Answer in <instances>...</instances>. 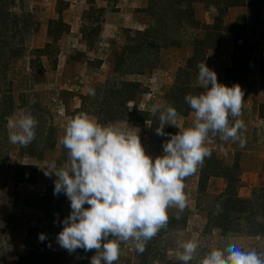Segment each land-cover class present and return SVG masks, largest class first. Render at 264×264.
Segmentation results:
<instances>
[{
	"label": "rangeland",
	"instance_id": "obj_1",
	"mask_svg": "<svg viewBox=\"0 0 264 264\" xmlns=\"http://www.w3.org/2000/svg\"><path fill=\"white\" fill-rule=\"evenodd\" d=\"M62 1L57 4V0H0V264H30L39 252H43L46 259L39 261L41 264H91L95 249L85 251L78 248L69 252L57 241L64 227L63 221L71 213V202L63 192L54 193L56 177L45 176L44 166L49 162H55L58 167L67 163L68 154H62L60 142L67 124L72 120L71 115L80 107V95L89 96L88 100L95 99V104L99 105L104 85L114 84L121 79L135 81L141 90L127 103L128 108L136 105L138 109L152 112L159 105L163 110L170 103L169 99H164L165 93L175 82L178 68L191 55L192 39L203 36V27L210 25L215 15L214 6L210 3L187 0L188 4L180 0L179 5L173 7L189 6L197 26L179 25L172 17L169 8L172 5L167 4V0H159L152 11L157 15L159 10L165 12L166 25L163 28L158 23L159 19L151 18L146 11L147 0H95L93 8L102 7L103 11L99 12L97 18L98 37L88 45L79 33L80 26L89 25L83 15L89 8L86 0ZM56 7L61 9L60 14L56 12ZM26 14L31 22L28 26L22 24ZM258 15V19H264V7L259 9ZM95 16L97 13L92 12V18ZM238 17L244 23L248 42L253 47L248 64L253 56L258 59L259 51L263 50L252 42L264 43V25L256 22L250 9L244 7L227 8L221 16L222 25L236 21ZM50 19L61 20L68 30L53 39L47 34ZM145 30L148 31L147 40L135 52V41L131 38L135 32ZM164 36L166 40L162 41L160 38ZM168 38H172V44L167 42ZM232 38V33L222 32L218 49L207 50L199 62L215 71L224 85L223 70L231 65ZM45 44H48L45 52L40 53L39 49L44 48ZM116 61L120 63L117 69ZM127 67L139 68L140 71L128 72ZM251 72L250 67L241 87L246 91L244 102L249 99L250 108L252 103L255 105L257 102V109H252L253 114H250L251 109L244 105L240 119L244 121L245 128L240 135L245 140H257L264 147V118L258 116V105L264 103V83ZM198 73L196 66L195 74L190 75V86L201 85ZM90 90L95 92L94 96L89 95ZM31 99H34L35 105L30 103ZM26 112H30L38 121L35 157L20 155V145L9 141V118H19ZM156 113L161 115V111ZM103 125H112L121 130L128 128L125 130L134 131L146 144L150 140L149 136L143 135L146 133L143 128H133L117 121ZM148 130L151 132L149 124ZM48 133L53 146L49 147L51 140L46 139L47 145L42 147L41 143ZM256 147L259 148L258 145ZM243 153L235 151L233 157L243 156ZM243 157L250 163V156L246 157L244 153ZM17 165H30L31 169L24 170L21 175L16 170ZM184 184L187 207L182 213L176 207L168 209V215L176 220L162 231L157 241L156 250L158 254L163 253L164 258L156 256L153 259L150 256L142 263L134 254L135 241L130 239L121 244L120 258L114 264H163L165 259L183 264L177 259V252L182 251L178 245L188 240H196L199 244L189 264H200L212 249L224 248L229 242L237 243L244 250L264 252V236L250 234L256 222L264 223L261 201L259 205L256 203L252 206L254 209L249 219L253 220V225H248L244 215H241L238 220L234 219L232 229L222 233L214 225L213 219L220 218L223 213L219 202L225 197L215 199L214 193L205 190L206 183L200 188L198 170L185 178ZM259 187H264V180L260 185L252 186L250 197ZM222 194L225 196V193ZM38 195L45 196V200H41L42 209L28 204L37 201ZM84 207L89 205L85 204ZM177 216L180 218L177 219ZM40 234H44L45 239H39Z\"/></svg>",
	"mask_w": 264,
	"mask_h": 264
},
{
	"label": "clouds",
	"instance_id": "obj_2",
	"mask_svg": "<svg viewBox=\"0 0 264 264\" xmlns=\"http://www.w3.org/2000/svg\"><path fill=\"white\" fill-rule=\"evenodd\" d=\"M197 67L198 81L206 91L185 96L195 113L192 125L172 135L163 145V155L155 160L145 152L137 133L102 125L86 112L67 124L61 140L67 163L44 166L45 176L56 177L54 193L63 192L71 202V213L57 236L62 248L69 252L95 249L91 264H114L120 258L121 244L130 239L143 253L147 242L167 226L168 209L176 207L182 213L187 207L184 180L211 156L206 146L209 134L219 133L222 140L245 146L240 135L245 128L240 119L244 107L240 86L219 83L215 71L205 63ZM89 95L95 92L90 90ZM157 111H161L157 135L165 134L166 124L179 128L175 107L161 110L158 105L152 109L153 115ZM37 125L30 112L9 118V141L27 147L35 139ZM39 239H45L44 234ZM178 247L182 251L177 252V259L189 264L199 244L188 240ZM200 264H264V252L244 250L229 242L224 248L212 249Z\"/></svg>",
	"mask_w": 264,
	"mask_h": 264
},
{
	"label": "trees",
	"instance_id": "obj_3",
	"mask_svg": "<svg viewBox=\"0 0 264 264\" xmlns=\"http://www.w3.org/2000/svg\"><path fill=\"white\" fill-rule=\"evenodd\" d=\"M95 0H86L88 5V10L83 12V15L89 21L88 26H80V35L83 39L86 40L87 44L90 45L93 39H97L99 34V23H98V14L103 11V8H93V2ZM106 1V0H103ZM162 2V0H160ZM164 1V0H163ZM166 1V0H165ZM167 4H171L169 8L171 9L172 17L176 18V24H184L186 26H190L192 28L197 26V21L194 19L193 14L189 6L183 7H173V5H179L180 0H167ZM188 4L189 2L185 0ZM199 1V0H196ZM204 3H210L214 6L215 15L213 16V21L210 25L204 26L205 33L200 38H193L191 41L192 51L191 55L185 60L184 65L181 68H178V73L175 75V82L173 85L167 90L165 93L164 99H169L170 103L166 104L164 108L168 106L175 107L178 115L185 116L189 112L193 111L190 105L185 101L186 95H199L203 92V87L201 85H193L190 86V75H194L196 72V66H198L199 62L203 60L204 54L207 50H216L220 44V38L222 32L232 33V45H231V53L230 60L231 65L225 67L223 70V81L225 85L231 87L233 85L238 84L243 93V99L246 97V91L241 87V83L244 82L245 77L248 75L249 66L247 64L248 58L250 56V52L253 47L248 42V34L245 29V25L243 22H240L239 17L236 21L227 22L222 25V14L229 7H244L250 9V14L254 17L255 21L264 25V19H258V11L261 7H264V0H202ZM62 3V0H57V4ZM159 0H147L146 2V11L151 16V18L159 19L157 22L164 28L166 25V16L165 12L158 11V15L152 11V7L157 5ZM187 4V5H188ZM24 9V8H23ZM95 9V10H94ZM56 12L60 14L61 9L56 7ZM92 12H96L97 16L92 18ZM26 14L25 19L22 24L30 25L29 17ZM161 18V19H160ZM95 23V24H94ZM48 30L47 34L53 39L57 38V36L61 33H64L68 30V26L64 24L59 19H50L48 21ZM148 31H139L135 32L134 36L131 40L135 41L136 50L138 52L141 48V45L144 44L145 40H147ZM173 38V37H172ZM172 38H168V43L172 44ZM162 41L166 40V36L164 38H160ZM48 44H45L44 48L39 49V52H45V47ZM47 48V47H46ZM45 49V50H44ZM51 54V53H50ZM117 65H120L119 61L115 63V69H117ZM128 68V67H127ZM126 68V69H127ZM134 69V70H133ZM258 75L260 78L264 79V50L259 51L258 53V63H257ZM128 72H136L140 71L139 68H128ZM124 72V71H123ZM183 78H180V77ZM141 90L139 83L135 81H126V80H118L114 84L107 83L104 85L103 91H101L100 95V104L96 105V100L93 98H89V96L80 95V107L77 108L76 113L71 115L73 119L75 116L81 114L82 112H86L88 114H92L102 125L108 122H124L128 126L133 128H139L142 130L144 124L148 122L149 129L151 132L156 133V129L159 125V117L157 113L153 115L152 112L148 110L138 109L136 105H132L131 108H128L127 103L131 102L135 95L139 93ZM87 99V103L85 100ZM33 100V99H31ZM34 104V103H33ZM35 105V104H34ZM81 108V109H80ZM80 109V110H79ZM244 109V107H243ZM258 116L264 118V103L261 102L258 105ZM229 123H233V118L229 117ZM178 131V128L171 124H166L164 126V133L167 135H175ZM219 134V133H217ZM49 133L45 137V141L43 140V146L47 145V140L50 139ZM212 134H209V137ZM63 138V137H62ZM49 147L53 146V140L48 142ZM35 147L37 144L35 139L27 146L21 147L19 146V154L27 157H35ZM60 148L62 154H66L67 150L63 147L60 142ZM240 168V158L239 156L234 155L230 164H225L222 159L217 158L214 153L211 151V156L206 157L204 159L203 165L197 168L198 170V184L199 187L202 188L206 183L207 178L210 175H214L217 177H222L226 181L225 198L220 201L223 208V213L220 214V218H214L213 223L215 226L219 227L222 233H226L229 229H232L235 224L234 219L238 220L241 215H244V218L248 225H253L252 221L249 219V216L252 214V206L256 203L259 205V201H261V205L264 206V187H259L256 191L252 192L250 198H238L232 188L235 186L237 177L236 172ZM30 165H17L16 170H18L21 175H23L24 170H30ZM21 177V176H20ZM17 177L16 179H20ZM27 177V175H26ZM28 180L31 178L28 177ZM27 180V181H28ZM37 201L28 203L32 207L37 209H42V202L45 200V196L38 195L36 197ZM43 200V201H41ZM40 201V203H38ZM175 218L169 216V221L166 227L172 225L175 222ZM162 228L155 237L149 240L145 246V250L143 253H139L134 246V254L140 259L142 263L147 261L148 257H152L156 259V256H161L164 258V254H158L156 247L159 236L162 231L166 230ZM255 229L251 230V235L256 236H264V223L256 222L254 224ZM46 260L44 258V253L39 252L33 258L30 264H41L39 261ZM157 262H155L156 264ZM171 260L165 259L163 264H171ZM176 264V263H172Z\"/></svg>",
	"mask_w": 264,
	"mask_h": 264
},
{
	"label": "crops",
	"instance_id": "obj_4",
	"mask_svg": "<svg viewBox=\"0 0 264 264\" xmlns=\"http://www.w3.org/2000/svg\"><path fill=\"white\" fill-rule=\"evenodd\" d=\"M231 8H243V7H229L228 10H230ZM253 36H250V39H253ZM252 43H254V45L257 44L258 49L262 47L264 50V43H258V41L256 42L254 40ZM257 63H258L257 57L255 58V56H253L251 60L248 62V65L249 67L252 68V72H251L252 75L253 73H255L258 81L264 83V79L259 78ZM217 80L219 83H221L222 78L217 77ZM248 100L246 99L244 105L245 107H247L248 110L251 109L250 114H253L252 109H257V102L255 105L254 103H252V106L250 108V106H248L249 103ZM194 118H195V113L193 111L189 112L185 116L178 115L177 123L179 125V128L177 127L178 131L176 134H178L179 131H182L184 128L191 126ZM125 129L128 130V128ZM125 129L124 131H127ZM144 131L146 133H144L143 135H145V137L149 136L150 140L146 144L142 142L141 140L142 137H139L141 144L144 147L145 152L149 154L153 158V160H155V158H157L158 156L163 155V145L168 142V140L172 135H167L166 133L164 135H157V133L155 132H149L147 123H145L143 126V132ZM129 132L135 134L134 131L130 129ZM248 140L250 139L248 138L246 139L245 147L243 148L239 146L238 142L234 143L230 139L227 141L222 140L220 138V134L210 136L206 142V146L214 153V155H216L217 158L222 159L225 164L231 163L232 159L234 158L233 153L235 151L244 152L246 157L250 156L249 159L250 163H249L246 162V160L248 159L243 157L244 153L243 156L242 154H240L239 156L240 168L236 172L237 181L235 186L232 188V190L234 191L237 197H243V198L250 197L252 186L253 187L255 185L258 186L261 183H263L264 180V149H263L264 147H261L260 142L257 140L255 141L253 140L248 141ZM256 145H258L259 148H257ZM225 186H226V181L222 177L210 175L206 180L205 190L214 193L215 199L218 196L222 198V196L223 197L226 196V194L225 196L222 194L225 191L224 190Z\"/></svg>",
	"mask_w": 264,
	"mask_h": 264
}]
</instances>
